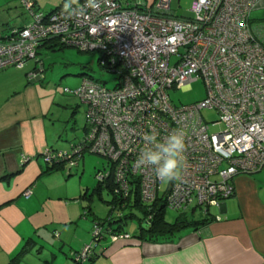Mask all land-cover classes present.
<instances>
[{"label": "built area", "instance_id": "obj_1", "mask_svg": "<svg viewBox=\"0 0 264 264\" xmlns=\"http://www.w3.org/2000/svg\"><path fill=\"white\" fill-rule=\"evenodd\" d=\"M170 1L156 0L152 11L120 0H95V7L73 1L79 11L71 17L63 11L65 3L47 15L24 3L30 22L0 40V71L21 69L49 39L100 54L116 75L114 87L85 79L63 90L84 107V132L69 152L43 149V161L76 165L83 152L95 154L107 163L95 180L108 184L117 201L137 191L146 207L181 214L198 210L205 218L209 207L233 196L235 177L264 166V49L248 25L260 0H191L188 17L172 13ZM196 81L204 86V99L174 106L168 91ZM202 110H212L215 119L206 122ZM177 129L185 133L182 180L165 184L152 167L137 170L143 134L155 131L163 139ZM150 220L147 213L145 227ZM101 233L93 227L91 243L74 254V262L85 264ZM129 239L126 233L109 236L112 242Z\"/></svg>", "mask_w": 264, "mask_h": 264}, {"label": "crops", "instance_id": "obj_2", "mask_svg": "<svg viewBox=\"0 0 264 264\" xmlns=\"http://www.w3.org/2000/svg\"><path fill=\"white\" fill-rule=\"evenodd\" d=\"M63 1L0 0V40L29 24L24 3L33 12L48 14ZM248 25L264 49V0L250 12ZM42 50L47 49L38 47L36 53L43 72ZM33 68L38 73L39 65L29 61L21 69L0 71V264H75L71 254L89 240L88 225L81 227L61 203L67 200V189L54 174L61 166L47 171L39 155L43 149H57L61 132L46 118L58 102L52 99L44 107L40 103L44 74L28 81ZM62 98L59 103L66 102ZM77 105L72 112L82 107ZM67 107L63 104V109ZM67 125L76 132L71 121ZM78 130L84 131V123ZM232 186L231 198L197 219L205 221L201 226L155 242L132 234L129 240L112 244L104 242L106 237L88 264H264V166L253 175L235 177ZM27 189L30 196L24 199L21 194ZM62 206L66 212L55 216V209L61 211Z\"/></svg>", "mask_w": 264, "mask_h": 264}, {"label": "rangeland", "instance_id": "obj_3", "mask_svg": "<svg viewBox=\"0 0 264 264\" xmlns=\"http://www.w3.org/2000/svg\"><path fill=\"white\" fill-rule=\"evenodd\" d=\"M153 1L154 0H136L139 4H144L146 6ZM190 4L191 0H171L170 10L177 16L188 17L189 14L187 11ZM39 57L44 60V71L42 74H44L45 77L42 83L44 97L43 100H40V103L41 106L44 107L51 104L53 100L58 102L56 105L50 107L51 111L48 112L46 118L49 119L50 125L52 121L57 127V130L61 132L56 150L61 152L69 151L70 146L76 144V141H78L84 132L78 130L84 123V107L81 105L83 108L78 107L75 109V112H72V110L78 106V103L71 95L64 93L63 90L67 89L72 91L85 79H90L103 85L107 89H111L116 83V75L110 74L98 66V54L96 52L80 53L71 48L56 47L54 50L47 49L40 51ZM167 95L174 106H185L202 101L205 96V89L201 81H196L190 84L187 89L168 91ZM41 96L42 94L39 99H41ZM60 97L67 98L65 102L68 106L67 109H63V104L65 103H59L58 100H60ZM201 117L206 122H210L215 119V113L212 110H202ZM70 121L72 126H77V130L74 133H71L70 125H67ZM63 124L65 126H63ZM105 165L106 160L104 158L85 152L78 166L76 165L77 167L65 163L54 173L60 177L62 185L67 189L65 192L67 200H61V203L67 205L66 208H68L67 210L70 216L79 219L81 227L86 226V224L88 225L87 232L89 234V240L84 243L81 248L91 243L93 216L95 219L104 220V218L108 216L115 218L117 214H131V217L125 219V222L122 224V230L127 233L130 238L132 234H138V223L143 217L142 211L135 207L124 210L115 209L110 212L111 206L108 204L111 200L110 193L105 190H101L100 193L92 192L96 186L95 174L97 171L102 170V167ZM83 191L86 192L85 199L80 198ZM86 206L90 208V213L92 215L88 214L86 218H83L81 216H83ZM66 208L62 206L61 211L55 209V216H63V213L66 212ZM213 211L214 210L210 209V214ZM181 215L193 218V220H197L201 217L198 210L193 211L192 216H190L188 212L181 214L164 210L162 214L163 222L173 223L174 220L181 217ZM57 234L56 232L54 233L53 238L55 240ZM108 240L109 239H106L104 242ZM119 241L121 240L115 242L109 240L112 244ZM64 258L66 257H63V259Z\"/></svg>", "mask_w": 264, "mask_h": 264}, {"label": "trees", "instance_id": "obj_4", "mask_svg": "<svg viewBox=\"0 0 264 264\" xmlns=\"http://www.w3.org/2000/svg\"><path fill=\"white\" fill-rule=\"evenodd\" d=\"M75 1H81V0H75ZM155 1L156 0H154L148 6H146L144 4H139L138 2H136V0H120L121 3H128L129 7L133 6L135 8H139L140 10H143V11H146V10L152 11L154 8ZM63 3H65V1L60 3L56 8L61 6ZM56 8H54V9H56ZM43 15H47V14H43ZM22 28H24V27H22ZM22 28H19V29H22ZM19 29H13V30H19ZM38 47H46V49H49V50H54L56 47H58V48H71V47L60 45L59 43H57V40H55V39H49V40H45V41L40 42L37 45V47L35 48L34 59L31 60V61H34L36 63V65H39V70H38V73L35 76V78H33L31 80L28 79L29 82L34 81L36 78L42 79V67H41L40 61L37 59V53H36ZM71 49H74V48H71ZM78 52H80V51H78ZM80 53H92V52L86 51V52H80ZM101 57L102 56L100 54H98V58H97L98 66L100 68H102L104 71L110 73L109 68L107 67V64L101 62ZM31 72H35V68H33V70ZM77 142L78 141H76V143ZM74 145H71V146H74ZM71 146H70V150H71ZM46 149H49V148H46ZM49 150L54 151V152H61V151H57L56 149H49ZM69 151H65V152H69ZM84 153L85 152H83L82 155L77 159L76 165L82 160V156ZM39 155L41 157L40 153H39ZM42 161H43V158H42ZM43 163L46 166V170L50 171V170L55 169V168L57 169L58 167H60L61 165L65 164L67 162L65 160H59V161L54 162V163L53 162L45 163L44 161H43ZM76 165H74V166H76ZM105 166L102 167V170L105 168ZM97 172H99V171H97ZM101 190L108 191L111 195V200L108 202V204L111 206L110 212L114 211L115 209L124 210V209H132L135 207V208L142 211L143 217L147 213H150V215H151L150 224L147 227L142 228V225H143V217H142V219L138 223V234H136L137 238H140V239L143 238L145 241L155 242V241H158V238L159 239L165 238V240H167L172 235H174L175 233H177L178 231H180L182 229H185V228H192L193 229L197 226H201L205 222L204 220H193V218H188L185 215H181V217L175 219L173 223H166V222H163V218H162L164 208H162V206L161 207L160 206L159 207H153V206L152 207H146L145 205H142L138 201L137 191L134 192V195L132 197H129L128 199H126V201L119 202L112 195L111 187L108 184L107 185H99L96 182L95 189H93L92 192L100 193ZM25 191L30 192L29 189H27ZM22 194H21V196H22ZM85 195H86V192L81 195V198L85 199ZM29 196H30V194H29ZM24 199H26V198H24ZM147 208H148V210H147ZM192 213H193V211L190 212L189 215L192 216ZM88 214H90V209L86 207V208H84V213H83V216H81V217L86 218ZM130 217H131V214H126V215L117 214L115 218H111L108 216V217L104 218V220H99V219H95V218L92 219L93 224H92L91 232L93 231L94 226H98V227H100V230L103 234L101 233V235H100L101 238L96 242V244L93 248V251H92L93 254H91L88 257V260L85 262V264L90 263L94 259V257L98 256V252L96 250V247L101 240H103L106 237L109 239V236H118L120 234L125 233L122 230V224L125 222V219L130 218ZM91 239H92V233H91ZM78 252H79V250L77 252L71 254V260L72 261L74 260V254H76ZM74 263L77 264L76 262H74Z\"/></svg>", "mask_w": 264, "mask_h": 264}, {"label": "clouds", "instance_id": "obj_5", "mask_svg": "<svg viewBox=\"0 0 264 264\" xmlns=\"http://www.w3.org/2000/svg\"><path fill=\"white\" fill-rule=\"evenodd\" d=\"M73 0H66L63 11L69 17L79 10L72 7ZM88 6L95 7V0H88ZM159 133L151 131L144 133L142 139L145 147L135 161L137 170L143 167H152L156 177L162 183L182 180V173L186 163L184 152L185 133L182 130H174L166 138L158 139Z\"/></svg>", "mask_w": 264, "mask_h": 264}, {"label": "water", "instance_id": "obj_6", "mask_svg": "<svg viewBox=\"0 0 264 264\" xmlns=\"http://www.w3.org/2000/svg\"><path fill=\"white\" fill-rule=\"evenodd\" d=\"M144 227H145V224L142 225V228H144Z\"/></svg>", "mask_w": 264, "mask_h": 264}]
</instances>
